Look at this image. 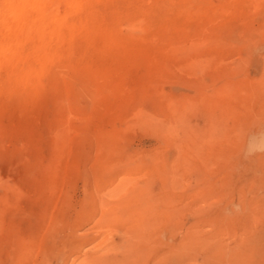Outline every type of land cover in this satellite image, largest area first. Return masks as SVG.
I'll list each match as a JSON object with an SVG mask.
<instances>
[{
    "label": "rangeland",
    "instance_id": "rangeland-1",
    "mask_svg": "<svg viewBox=\"0 0 264 264\" xmlns=\"http://www.w3.org/2000/svg\"><path fill=\"white\" fill-rule=\"evenodd\" d=\"M0 264H264V0H0Z\"/></svg>",
    "mask_w": 264,
    "mask_h": 264
}]
</instances>
